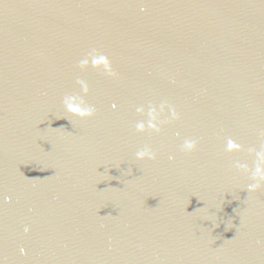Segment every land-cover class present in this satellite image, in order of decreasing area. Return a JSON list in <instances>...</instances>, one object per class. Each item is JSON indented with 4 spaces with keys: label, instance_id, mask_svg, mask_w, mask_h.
Masks as SVG:
<instances>
[{
    "label": "water",
    "instance_id": "95a60500",
    "mask_svg": "<svg viewBox=\"0 0 264 264\" xmlns=\"http://www.w3.org/2000/svg\"><path fill=\"white\" fill-rule=\"evenodd\" d=\"M261 144L264 0H0V264H264Z\"/></svg>",
    "mask_w": 264,
    "mask_h": 264
},
{
    "label": "clouds",
    "instance_id": "9594fccd",
    "mask_svg": "<svg viewBox=\"0 0 264 264\" xmlns=\"http://www.w3.org/2000/svg\"><path fill=\"white\" fill-rule=\"evenodd\" d=\"M91 64L92 67H99L101 65L104 66L105 70L109 72L110 75H113L111 72L110 62L107 57L104 55H96L95 50L89 53L86 59H83L79 63V67L81 70L87 68ZM81 88L83 90V96L88 94V86L84 84L82 81L80 82ZM83 96L80 95H66L63 98V105L71 117L77 118L79 120H88L94 117L95 108L89 105ZM115 107V105H113ZM171 110V109H170ZM138 112L142 111V109H137ZM172 111L173 118H176V113L174 110ZM149 120L147 123V127L154 131L159 132V127H157V112L155 108H151L149 113ZM136 131L143 132L145 131L144 123L136 124ZM197 142L195 140H185L182 146V151L185 152H193L196 150ZM226 151L230 154L242 153L244 152V147L241 144L236 143L232 139H228L226 145ZM248 155L253 156L254 160L252 163V167L250 168L248 164H241L239 162L234 163L235 169L242 175H246L250 181L247 184L245 191L247 193H255L259 191L262 187H264V144H261L259 150L255 148L248 149ZM136 160L145 161L156 159V153L151 148H142L138 150L135 154ZM172 159V157H169ZM27 231V229H25Z\"/></svg>",
    "mask_w": 264,
    "mask_h": 264
}]
</instances>
